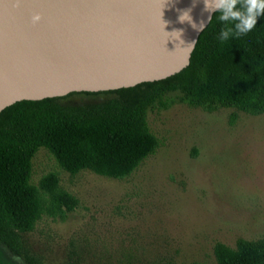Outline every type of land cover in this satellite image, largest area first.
<instances>
[{
    "label": "rangeland",
    "instance_id": "obj_1",
    "mask_svg": "<svg viewBox=\"0 0 264 264\" xmlns=\"http://www.w3.org/2000/svg\"><path fill=\"white\" fill-rule=\"evenodd\" d=\"M147 119L160 146L122 179L70 174L48 149L38 150L31 183L55 172L80 204L42 216L24 234L30 258L23 264H216V243L235 248L240 238L264 235V114L176 102L151 109ZM13 256L0 245V264H16Z\"/></svg>",
    "mask_w": 264,
    "mask_h": 264
},
{
    "label": "trees",
    "instance_id": "obj_2",
    "mask_svg": "<svg viewBox=\"0 0 264 264\" xmlns=\"http://www.w3.org/2000/svg\"><path fill=\"white\" fill-rule=\"evenodd\" d=\"M215 12L200 34L190 64L163 80L103 92H73L64 97L24 100L0 113V245L29 259L24 234L44 215L74 211L79 199L64 189L57 173L31 183L32 160L48 149L70 174L90 170L122 179L160 146L148 124V112L174 103L208 112L233 108L264 114V15L246 35L217 39L225 22ZM231 26L232 22H226ZM105 95L96 103H72L79 95ZM175 95L174 99L167 98ZM237 113L230 118L234 125ZM216 264H264V235L240 238L232 248L218 242ZM202 264V263H190Z\"/></svg>",
    "mask_w": 264,
    "mask_h": 264
},
{
    "label": "water",
    "instance_id": "obj_3",
    "mask_svg": "<svg viewBox=\"0 0 264 264\" xmlns=\"http://www.w3.org/2000/svg\"><path fill=\"white\" fill-rule=\"evenodd\" d=\"M188 7L200 31L179 22ZM214 13L202 0H0V113L171 77L190 64Z\"/></svg>",
    "mask_w": 264,
    "mask_h": 264
},
{
    "label": "clouds",
    "instance_id": "obj_4",
    "mask_svg": "<svg viewBox=\"0 0 264 264\" xmlns=\"http://www.w3.org/2000/svg\"><path fill=\"white\" fill-rule=\"evenodd\" d=\"M203 8L206 12H216L218 14L217 19L221 22H225L221 28L217 39L220 42L227 41L230 37L246 35L249 33L257 23V19L264 15V0H202ZM192 9L188 7L180 11L178 16L179 22H188L197 31H200L204 27V22L201 21L199 25L195 23L191 15ZM40 15L33 16V21H39ZM226 22H232L231 26ZM179 38L181 36L182 29L174 30ZM195 41L187 43L185 46L191 49L194 46ZM12 260L16 264H23L20 256H13Z\"/></svg>",
    "mask_w": 264,
    "mask_h": 264
}]
</instances>
